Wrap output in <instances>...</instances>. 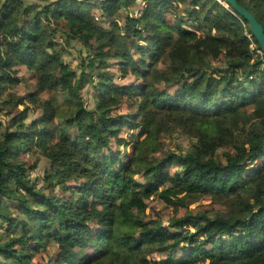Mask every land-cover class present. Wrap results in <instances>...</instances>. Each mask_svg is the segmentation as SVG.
<instances>
[{
    "label": "trees",
    "instance_id": "trees-1",
    "mask_svg": "<svg viewBox=\"0 0 264 264\" xmlns=\"http://www.w3.org/2000/svg\"><path fill=\"white\" fill-rule=\"evenodd\" d=\"M257 50L223 0H0V264H264Z\"/></svg>",
    "mask_w": 264,
    "mask_h": 264
},
{
    "label": "rangeland",
    "instance_id": "rangeland-1",
    "mask_svg": "<svg viewBox=\"0 0 264 264\" xmlns=\"http://www.w3.org/2000/svg\"><path fill=\"white\" fill-rule=\"evenodd\" d=\"M220 2H222V1H220ZM95 12L98 13L96 9H95ZM172 19H174V16H172ZM79 50H80V46L77 45V44H73L72 47L69 48L68 52L65 53V60L70 62L72 64V66H76L78 64V62H79V54H78ZM17 69H19V71H20V73L18 75V78L22 79V83H21L19 88L20 89H24L27 86H32L30 84L34 83V79L32 77V74L29 72V68L26 67V66H20V67H17ZM112 69L113 70L116 69V66L114 64H113ZM116 82L118 84H131L132 82H134V78H129L128 80L116 79ZM92 92L93 91L91 90L89 95H88L89 97L87 96V98H88L87 101H90L89 98H91V96H93ZM90 104L92 106V102H90ZM127 110L128 109L123 108L122 112L123 113H127L128 112ZM31 117H32V115L30 116V119H31ZM3 118L4 117L0 116V120H2ZM136 121H140V118H137ZM125 129L126 130L122 134V136H129L128 135L129 132H128L127 128H125ZM163 139L174 150H177L175 145L179 144L181 146L186 147V145H188V143H189L187 138L181 137V136H175L174 139H170L169 137L165 136ZM123 147H120L118 149H123ZM127 150H128V152H132V146H129ZM25 159L28 161L29 164H33L34 163V164H36L38 166L37 169L31 173V176L33 178H36L37 176H39L45 170V168L48 165V162L44 158H38L39 161L37 162V160H38L37 158H32V156L26 155ZM202 203L206 204L207 208H209L212 205V204H210L211 203L210 199H205V200L202 201ZM11 206H12V204H11ZM192 207H195V208L198 207V203L197 204L193 203ZM214 209L216 211H219V210H223L224 207L221 206V205H214ZM179 211H180L181 215L186 212V211H183V208H180ZM146 214H147V216L150 217L149 219L160 218L161 220H163V223L165 225H167L172 219L177 218L175 216L173 208L166 206L165 203L159 201L158 199H154L152 201L150 200L148 202V209L146 211ZM89 252H91L93 254V251L89 250ZM42 257H44L46 259L45 262H47L49 260L48 257L46 256V254H42V255L38 254L36 256V258H35V262H42V260H43ZM159 257L160 256L154 255L153 257L149 258L148 260H150V261H152V260L159 261L160 260ZM206 264H208V263H206Z\"/></svg>",
    "mask_w": 264,
    "mask_h": 264
},
{
    "label": "water",
    "instance_id": "water-1",
    "mask_svg": "<svg viewBox=\"0 0 264 264\" xmlns=\"http://www.w3.org/2000/svg\"><path fill=\"white\" fill-rule=\"evenodd\" d=\"M225 3H228L233 7V9L238 12L250 25V29L257 40L260 49L264 53V27L257 20V18L245 7L241 6L237 0H223Z\"/></svg>",
    "mask_w": 264,
    "mask_h": 264
},
{
    "label": "built area",
    "instance_id": "built-area-1",
    "mask_svg": "<svg viewBox=\"0 0 264 264\" xmlns=\"http://www.w3.org/2000/svg\"><path fill=\"white\" fill-rule=\"evenodd\" d=\"M251 47L256 48L257 45H256L254 42H252ZM256 54H257L258 56H261V57L264 56V54H263V52H262L261 50H257V53H256Z\"/></svg>",
    "mask_w": 264,
    "mask_h": 264
}]
</instances>
